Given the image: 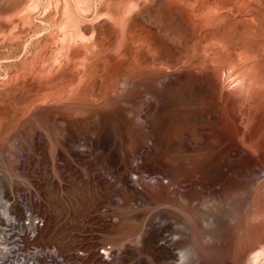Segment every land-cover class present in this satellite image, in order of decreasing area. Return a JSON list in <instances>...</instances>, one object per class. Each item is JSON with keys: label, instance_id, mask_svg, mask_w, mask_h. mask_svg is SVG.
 <instances>
[{"label": "rangeland", "instance_id": "obj_1", "mask_svg": "<svg viewBox=\"0 0 264 264\" xmlns=\"http://www.w3.org/2000/svg\"><path fill=\"white\" fill-rule=\"evenodd\" d=\"M263 150L264 0H0V264H264Z\"/></svg>", "mask_w": 264, "mask_h": 264}, {"label": "bare ground", "instance_id": "obj_2", "mask_svg": "<svg viewBox=\"0 0 264 264\" xmlns=\"http://www.w3.org/2000/svg\"><path fill=\"white\" fill-rule=\"evenodd\" d=\"M188 13H190V12H188ZM236 15V14H235ZM246 17V16H245ZM190 19V18H189ZM214 38V37H213ZM216 40V39H215ZM217 41V40H216ZM213 42V41H212ZM218 42V41H217ZM215 43V42H214ZM224 44V43H223ZM226 46V45H225ZM226 52V51H225ZM255 58V56H252V55H250V54H248V56L247 55H244V60H242V61H247V59L249 60L250 59V62H247L248 63V66H249V68L250 69H252V66L251 65H254V64H251V61H252V59H254ZM232 61H236V60H232ZM255 61L256 60H253V62L255 63ZM239 62V61H238ZM239 64V63H238ZM241 64H242V62H241ZM230 65V64H229ZM229 65H228V67H229ZM245 65V64H244ZM223 67V66H222ZM254 67H255V65H254ZM253 67V68H254ZM229 68H231V69H236V71H237V79H235V81H236V85H235V87H239L238 85H240V84H243V85H250V84H261V83H259L258 82V80H257V78H255V76L254 75H248L245 71H243L241 68H238L237 67V65H236V63H234V62H232V64L230 65V67ZM228 68V69H229ZM219 71V70H218ZM223 72V71H222ZM220 74L222 75V73L221 72H217L216 74H215V80H216V82H217V84H221V81H220V79H222L221 77H220ZM258 79L259 80H261V78L260 77H258ZM228 80V79H227ZM230 80V79H229ZM226 82V81H225ZM224 82V83H225ZM227 83V82H226ZM230 83V82H229ZM235 84V83H234ZM226 85V84H225ZM221 86V85H220ZM224 86V85H223ZM251 86V85H250ZM218 87V86H217ZM228 87V86H227ZM235 87H233L232 86V88L234 89ZM224 88V87H223ZM226 89V88H225ZM228 89V88H227ZM223 91H224V89H222ZM228 90H230V88L228 89ZM228 90L226 91V92H222L223 93V96H222V98H223V101H224V105H226L228 108H229V110L228 111H230L231 112V114L232 113H237V106H239V102H241V96H239V97H232L231 95H232V92L234 93V90L232 91L231 90V92H228ZM235 90H236V88H235ZM219 91V90H218ZM222 93H220V94H222ZM236 93V92H235ZM234 93V94H235ZM237 94V93H236ZM238 95V94H237ZM236 95V96H237ZM258 99L257 98H254V101H257ZM222 103V102H221ZM225 106V107H226ZM245 106V105H244ZM242 114H247V109H246V106H245V108L242 110ZM237 119V118H236ZM241 130H242V128L241 127H239L238 128V132H241ZM248 142L249 143H254L252 140H251V138H249L248 139ZM261 157H262V159H264V150L261 152ZM224 253V252H223Z\"/></svg>", "mask_w": 264, "mask_h": 264}, {"label": "clouds", "instance_id": "obj_3", "mask_svg": "<svg viewBox=\"0 0 264 264\" xmlns=\"http://www.w3.org/2000/svg\"><path fill=\"white\" fill-rule=\"evenodd\" d=\"M253 255H256V253H254Z\"/></svg>", "mask_w": 264, "mask_h": 264}]
</instances>
